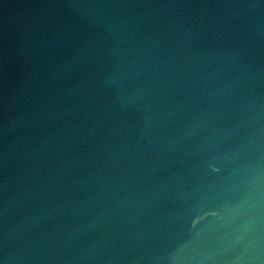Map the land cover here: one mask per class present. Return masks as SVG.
I'll return each mask as SVG.
<instances>
[{"label": "water", "instance_id": "1", "mask_svg": "<svg viewBox=\"0 0 264 264\" xmlns=\"http://www.w3.org/2000/svg\"><path fill=\"white\" fill-rule=\"evenodd\" d=\"M0 264H264V0H0Z\"/></svg>", "mask_w": 264, "mask_h": 264}]
</instances>
